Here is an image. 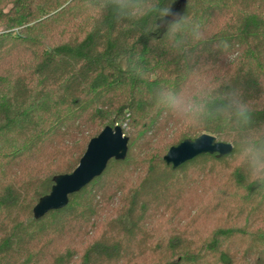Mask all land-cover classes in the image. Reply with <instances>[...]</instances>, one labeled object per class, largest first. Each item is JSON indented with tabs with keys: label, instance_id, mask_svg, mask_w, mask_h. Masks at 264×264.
<instances>
[{
	"label": "trees",
	"instance_id": "obj_1",
	"mask_svg": "<svg viewBox=\"0 0 264 264\" xmlns=\"http://www.w3.org/2000/svg\"><path fill=\"white\" fill-rule=\"evenodd\" d=\"M161 2L199 22L207 40L172 54L152 17L118 23L110 12L88 14L83 0H0V264H264V190L230 163L235 148L177 168L164 160L185 139L209 133L235 145L241 130L212 115L177 120L156 98L161 87L223 84L257 102L254 123L264 126V0ZM116 125L129 138L126 158L111 159L64 208L36 219L53 178L71 173L89 141ZM216 163L229 168L227 182L219 184ZM198 171L197 183L190 176ZM189 188L203 200L176 222L169 204ZM161 205L173 231L153 223ZM199 213L219 225L188 241L175 227ZM98 227L101 236L87 243ZM156 228L165 233L154 244ZM135 244L160 253L140 260Z\"/></svg>",
	"mask_w": 264,
	"mask_h": 264
},
{
	"label": "clouds",
	"instance_id": "obj_2",
	"mask_svg": "<svg viewBox=\"0 0 264 264\" xmlns=\"http://www.w3.org/2000/svg\"><path fill=\"white\" fill-rule=\"evenodd\" d=\"M82 6L98 20L109 12L118 23L152 17L155 23L151 31L162 33L163 45L172 54H182L208 38L199 22L161 0H83ZM224 87L206 81L195 82L187 90L161 87L156 98L180 121H200L210 115L231 121L241 130L235 145H231L237 169L247 184L264 190V126L254 123L257 102L247 99L238 88L224 91Z\"/></svg>",
	"mask_w": 264,
	"mask_h": 264
},
{
	"label": "water",
	"instance_id": "obj_3",
	"mask_svg": "<svg viewBox=\"0 0 264 264\" xmlns=\"http://www.w3.org/2000/svg\"><path fill=\"white\" fill-rule=\"evenodd\" d=\"M129 138L123 127L106 126L93 137L78 166L71 172L53 178L51 191L42 196L33 208L34 217L39 219L51 210H59L69 203V195L80 191L95 177L100 176L111 159H125L128 153ZM232 143L218 141L214 135L203 133L194 139H185L172 146L164 160L174 168L204 154H216L218 158L232 153Z\"/></svg>",
	"mask_w": 264,
	"mask_h": 264
},
{
	"label": "rangeland",
	"instance_id": "obj_4",
	"mask_svg": "<svg viewBox=\"0 0 264 264\" xmlns=\"http://www.w3.org/2000/svg\"><path fill=\"white\" fill-rule=\"evenodd\" d=\"M230 163L232 165L235 164L234 161H230ZM212 168H213L214 172L217 173V174H215V176L216 175H219V184L224 183V182H227V178H228V175H229L230 170H229V168L227 166H225V164L224 165H221V164L216 163V164H214V166H212ZM199 174H200L199 171L198 172H194L190 177L191 178H196L195 180L198 183L200 180H203V179H199L198 178V175ZM210 175H212V173ZM212 177H214V176H208L209 180H210V178L213 179ZM208 178H206V179H208ZM214 180H215V182H214ZM214 180H212L214 186L219 185L215 178H214ZM134 181H136V180H133L132 176L131 177H128L127 182H126V187H128L130 184H133ZM210 182H211V180H210ZM175 197H176L177 200H173V202H170V204H169V207L170 208H169L168 211L177 214L176 222L180 219L181 216H184V215H186V214L189 213V210L188 209H192L194 207V205L200 203L203 200L200 197L198 198L196 189L193 192L192 189H190V188L188 190L186 189V190H184L182 192H179ZM114 203H115V206H113L114 208L112 210V213L113 212H116V210L122 204L117 198L115 199ZM160 207L162 208V210L159 209L157 211L158 217L156 219H153L154 221L152 220L153 223H157V224L159 223L160 224V222H163L161 225H163V226H169V229L172 230L173 224L166 223V220L164 218H162V219L160 218L162 216V214H164L165 212H167L164 205H161ZM214 218L215 217L212 214H209V213H207V214H203V213L200 214L199 213V215H194L193 219H191L189 222L187 221V223H188L187 225L189 227L186 228L184 226H178V227H175V228H177L179 230V232H182L183 233V236L186 237L185 239H189L190 238L188 240V241H190V240H193L194 238H197V237H200V236H203L204 237L207 233L210 232V230H212L213 228H215L216 226H218L219 225V220L216 222ZM171 221L174 222V219H172ZM149 223H150V225L152 224L151 221ZM100 228L101 227H98L97 229H94L93 230V232L91 233L90 237L86 240L87 243H91L94 240H96L98 237L101 236V234H102L103 231ZM162 229H160L159 231L157 230V228L155 229L156 235L155 236H152V237H154V240L152 241L154 244L159 239H164V233H165V231H164V228H162ZM82 230L83 229H81V230L79 229V235H81ZM197 231L199 233H198L197 236H195V233ZM108 233H109V235L111 234L113 236H118V233L117 232H114L112 230L109 231ZM133 246H134L135 249H137L136 252H135V253H137L136 256H139L142 253V251H143L142 245L140 246V244H135ZM140 251H141V253H140ZM144 251H146V250H144ZM146 253L141 254L140 260H142V258L144 257V255H148L147 256V258H148V257H152L154 255L159 254L160 251L158 250L155 253H149L148 251H146ZM156 257H158V256H156Z\"/></svg>",
	"mask_w": 264,
	"mask_h": 264
}]
</instances>
